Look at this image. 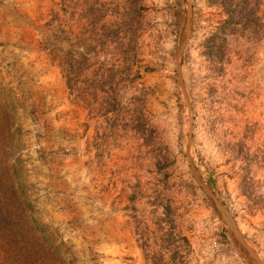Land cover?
<instances>
[{"label":"rangeland","instance_id":"1","mask_svg":"<svg viewBox=\"0 0 264 264\" xmlns=\"http://www.w3.org/2000/svg\"><path fill=\"white\" fill-rule=\"evenodd\" d=\"M0 264H264V0H0Z\"/></svg>","mask_w":264,"mask_h":264},{"label":"bare ground","instance_id":"2","mask_svg":"<svg viewBox=\"0 0 264 264\" xmlns=\"http://www.w3.org/2000/svg\"><path fill=\"white\" fill-rule=\"evenodd\" d=\"M224 215V214H223ZM227 224H228V226L229 227H231V225H230V223L228 222V220L225 218V219H223Z\"/></svg>","mask_w":264,"mask_h":264}]
</instances>
